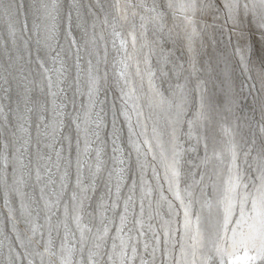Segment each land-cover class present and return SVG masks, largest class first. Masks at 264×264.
<instances>
[{
  "label": "snow or ice",
  "instance_id": "obj_1",
  "mask_svg": "<svg viewBox=\"0 0 264 264\" xmlns=\"http://www.w3.org/2000/svg\"><path fill=\"white\" fill-rule=\"evenodd\" d=\"M0 264H264V0H0Z\"/></svg>",
  "mask_w": 264,
  "mask_h": 264
}]
</instances>
